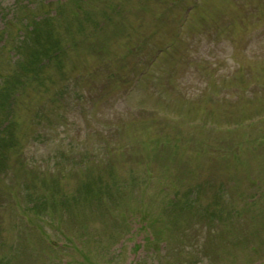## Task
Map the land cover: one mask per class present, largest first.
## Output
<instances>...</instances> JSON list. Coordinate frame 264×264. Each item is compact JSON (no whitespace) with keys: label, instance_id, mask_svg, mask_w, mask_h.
I'll list each match as a JSON object with an SVG mask.
<instances>
[{"label":"rangeland","instance_id":"1","mask_svg":"<svg viewBox=\"0 0 264 264\" xmlns=\"http://www.w3.org/2000/svg\"><path fill=\"white\" fill-rule=\"evenodd\" d=\"M19 2L0 0V79L17 89L0 110L15 123L0 129V264H264V0H91L86 31L81 0ZM35 6L61 55L34 77L17 47ZM88 175L117 186L55 212L47 193ZM172 183L231 218L170 214Z\"/></svg>","mask_w":264,"mask_h":264},{"label":"trees","instance_id":"2","mask_svg":"<svg viewBox=\"0 0 264 264\" xmlns=\"http://www.w3.org/2000/svg\"><path fill=\"white\" fill-rule=\"evenodd\" d=\"M46 1L47 0H43ZM61 0H56V2L53 3H49V4H45L44 3V8L52 6L55 3H59ZM91 0H81V3H79L77 5V10L78 12L81 11V15H77V13L72 15V18L77 20V22L80 25V30L83 29V31L87 30V26H89L90 21H92L93 25H95V23H97V9H93L90 7V5L94 4V3H90ZM74 2V1H72ZM80 2V0H79ZM22 2L19 3V5H21ZM67 2L63 3V5H66ZM90 3V4H89ZM104 6H108V9L110 11H112V7L110 6V4L108 2H103L101 3ZM18 5V7H19ZM90 7H88V6ZM87 6V8H86ZM17 7V8H18ZM31 8V15L32 17H30L31 19H29V22L25 25V29H26V36L23 37L20 42V46L17 47L18 50H24V52L22 53L23 56L28 57L27 59H24L23 64H27L28 66L26 67V69L24 70L25 73L27 74H31L32 76L34 74H36L35 72L38 71V68L40 70L45 69L48 66H52L53 64H55L56 60H59V57L61 55V53L58 54L59 49L61 48V40L58 37V39L56 38V36H54L55 32L54 29L52 28L51 22L49 18H45V21H37L36 19L39 17V14L36 13V8L35 7H30ZM103 12L107 13L105 15H108V10L105 7H101ZM18 12V11H17ZM38 14V15H37ZM52 15V14H51ZM50 15V16H51ZM76 17V18H75ZM51 18H53L51 16ZM52 20V19H51ZM76 25L78 26V24L76 23ZM69 26V24H68ZM95 29L102 31L104 30V26H102L101 24H99V26H95ZM69 31H71L69 29ZM7 44H4V47ZM31 62V64H30ZM14 63H16L14 61ZM57 66L59 67V65L57 64ZM10 75H5L2 78H5L6 80L1 81L0 79V110L3 109L4 104L2 103L4 101V103L9 102L10 98H12V95L16 94L17 91L15 89V87L13 86V83H11L7 78ZM1 78V77H0ZM20 81H23L22 79ZM22 83V82H21ZM10 116H7V119L2 128V135L5 134L7 136V132L11 130L12 127V122L9 121ZM86 181H84V183L80 184V188L76 191V194L74 196H72L71 198L67 195L62 196L63 199H61L62 201V205L63 206H68L70 207V205H83L85 208H87L89 205V209L93 208L95 203H98V198L101 197L102 199V192L106 191L107 195L111 194V189L115 186L111 185L110 183L104 181V179L102 177H100L98 180H96V178H92L90 177L89 179L86 178ZM106 190H103V187ZM125 188V185L124 187ZM170 189L172 191V193H176L178 191V187L175 185H171ZM196 189L195 188H191V190H189L188 193L184 194V199L183 197H180L178 194L172 196V198L170 199L169 203H171L170 205V212L173 215H178L177 218L181 217L180 214H191L192 216L195 217H199V218H205L207 217H211V218H215L216 220H226L231 218V216H229V218H225V214L223 209H219V208H213L212 203H208V207L205 208L202 206V204L199 201V198L197 197L196 193H195ZM122 192V189L120 190V193ZM97 196L95 199L92 198V196ZM183 199V200H182ZM253 201V203H255V199L254 200H250ZM199 202V204H197ZM252 204V203H251ZM215 205H217V202H215ZM211 207V208H210ZM213 208V209H212ZM214 215V216H213ZM134 217V220L139 219L136 216H132ZM151 217V213L147 210L144 211V217L141 216V218L139 219L140 222L142 223H147L149 228H153V225L156 223V220L153 221V218ZM262 216L257 215V217H255V221L258 220L256 218H260ZM131 219V218H130ZM191 218L188 219L191 220ZM134 220H131L134 221ZM176 220V219H175ZM188 221H187V226L185 225V228L182 229V234L183 236L185 235L186 231L189 228L188 226ZM151 224V225H150ZM146 226V227H147ZM146 227H143L144 229H147ZM157 238V241H161L162 239H164V232H160L157 233L156 231L154 232ZM211 233V232H210ZM240 235V234H238ZM238 235H234L232 238L238 236ZM248 235H244V237H246ZM149 245L154 244V242L152 240H147ZM190 248H194L195 246H189ZM207 248V247H206ZM204 256L210 257L209 254H206ZM5 261H7V259H5ZM8 262V261H7ZM7 262L3 263V264H8ZM188 264V262L186 263Z\"/></svg>","mask_w":264,"mask_h":264}]
</instances>
